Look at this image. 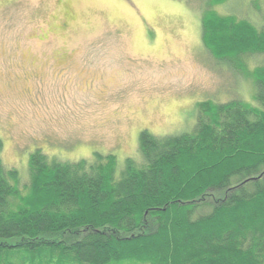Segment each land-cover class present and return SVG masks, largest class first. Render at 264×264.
<instances>
[{
	"label": "trees",
	"instance_id": "1",
	"mask_svg": "<svg viewBox=\"0 0 264 264\" xmlns=\"http://www.w3.org/2000/svg\"><path fill=\"white\" fill-rule=\"evenodd\" d=\"M221 0H214L220 3ZM201 45L252 104H198L192 130L138 135L140 160L0 158V264H264V25L206 11Z\"/></svg>",
	"mask_w": 264,
	"mask_h": 264
},
{
	"label": "rangeland",
	"instance_id": "2",
	"mask_svg": "<svg viewBox=\"0 0 264 264\" xmlns=\"http://www.w3.org/2000/svg\"><path fill=\"white\" fill-rule=\"evenodd\" d=\"M264 25V0H0V158L140 160L138 135L192 130L197 106L254 102L201 45L206 11ZM248 69L264 56L247 60ZM131 264V263H126Z\"/></svg>",
	"mask_w": 264,
	"mask_h": 264
}]
</instances>
